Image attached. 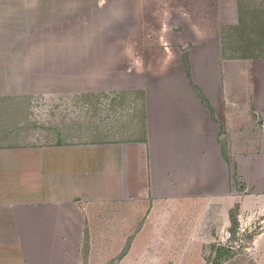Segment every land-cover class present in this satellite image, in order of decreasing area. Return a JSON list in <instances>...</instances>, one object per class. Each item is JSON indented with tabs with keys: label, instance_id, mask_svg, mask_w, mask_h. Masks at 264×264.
Masks as SVG:
<instances>
[{
	"label": "crops",
	"instance_id": "0c3cea01",
	"mask_svg": "<svg viewBox=\"0 0 264 264\" xmlns=\"http://www.w3.org/2000/svg\"><path fill=\"white\" fill-rule=\"evenodd\" d=\"M238 2L124 1L127 43L90 73L114 77L123 63L139 79L137 139L71 126L47 144L21 141L29 107L4 79L29 80L34 63L19 70L0 50V264H203L230 208L263 204L264 178L252 186L245 169L264 173V47Z\"/></svg>",
	"mask_w": 264,
	"mask_h": 264
},
{
	"label": "rangeland",
	"instance_id": "374dc122",
	"mask_svg": "<svg viewBox=\"0 0 264 264\" xmlns=\"http://www.w3.org/2000/svg\"><path fill=\"white\" fill-rule=\"evenodd\" d=\"M95 1L98 0H0V50L14 64L20 63L19 70L26 69L29 63L30 68L34 63L35 69L34 77L27 81L20 76L4 79L10 83L11 91L18 87L20 93L15 97L29 107L27 119H21L19 126L21 141L47 144L61 139L71 126L78 127L71 132L81 138H92L95 132H109L116 139L141 138L144 99L142 90L136 88L139 79L123 76L127 68L123 63H117L114 77L91 79L90 73L104 68L102 61L108 50L115 48L118 54L123 49L121 43H127L125 0H99L103 1L100 7L95 6ZM238 1L245 17H241L246 23L245 33L261 36L264 47V0ZM184 66L187 68L188 62ZM76 70L83 71L84 77ZM60 71L63 76L57 77ZM146 83L150 89L157 85L155 79ZM151 97L150 102H156V94L151 93ZM245 176L254 186L264 173L256 175L247 168ZM229 177L230 185L241 189L245 199L252 194L237 175ZM238 207L236 204L228 212L227 234L223 231L222 236L212 237V247L205 245L202 249L203 264H215L217 246L229 249L228 257L218 259L219 264H264V201L251 209L244 206L240 211Z\"/></svg>",
	"mask_w": 264,
	"mask_h": 264
},
{
	"label": "trees",
	"instance_id": "16d2710c",
	"mask_svg": "<svg viewBox=\"0 0 264 264\" xmlns=\"http://www.w3.org/2000/svg\"><path fill=\"white\" fill-rule=\"evenodd\" d=\"M215 248H216V250H215L216 255L213 259V263L219 264L220 260L218 261V259H226V257H228L226 255L229 254V249L225 246H217Z\"/></svg>",
	"mask_w": 264,
	"mask_h": 264
}]
</instances>
